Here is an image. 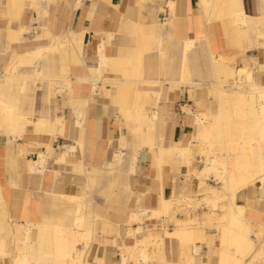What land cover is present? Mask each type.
I'll return each instance as SVG.
<instances>
[{
  "label": "crops",
  "instance_id": "1",
  "mask_svg": "<svg viewBox=\"0 0 264 264\" xmlns=\"http://www.w3.org/2000/svg\"><path fill=\"white\" fill-rule=\"evenodd\" d=\"M47 1L46 8L36 9L39 0H0V102L31 122L55 118L67 122L65 131L52 139L49 133L9 128L0 112V235L6 251L12 253L0 256V264H14L16 244L23 247L21 224L28 215L20 208L18 196L25 190L30 191L36 206L31 218L46 217L51 222L58 218L69 223L73 218L71 205L54 193L90 197L91 216H100L92 227L90 263L96 264L95 256H100L107 264H121L125 256L129 264L133 237L122 238V227L127 231L144 221V237L152 231L164 236L179 228L174 218L198 219L202 212L212 210L203 204L195 207V213H188V200H203L196 195L200 180L193 172L205 164L196 139L197 118L210 115L218 104L210 91L219 82L213 54L234 58L237 68H250L255 82L264 83V0H242L246 14L239 23L231 17L209 23L199 0ZM130 8L135 12L129 13ZM166 21L173 25L168 43ZM81 33L79 49L72 35ZM188 38L198 42L185 62ZM102 42L107 45L106 55L120 60L121 66L111 62L101 65ZM36 50L46 51L39 60L22 59ZM135 59L143 60L141 69L129 65ZM35 88L43 91L40 104ZM137 89L149 93L143 108L135 107ZM153 106L165 110L159 132L146 140L136 131L140 124L135 114L140 109L152 116ZM148 130L144 128L145 135ZM168 144L191 145L190 166L182 163L178 153L164 157L160 148ZM61 145L75 147L77 159L70 153L67 165L56 164ZM39 151L49 153L46 174L28 173L24 158L36 160ZM17 155L24 156L18 161L19 168L14 163ZM261 185L257 182L238 194V202L252 211L248 217L259 223L264 222ZM164 199L178 205L168 215L163 214ZM140 208L146 211L143 221L132 222L133 213ZM200 220L204 222L202 216ZM205 234L207 240L196 260L216 264L221 232L207 228ZM45 243L39 247L42 253L48 251ZM115 244L121 249L120 258L113 256L119 255ZM182 247L180 240L165 237L166 261L153 260L151 264H186L180 256ZM29 249L27 264H34L40 257L38 248Z\"/></svg>",
  "mask_w": 264,
  "mask_h": 264
},
{
  "label": "bare ground",
  "instance_id": "2",
  "mask_svg": "<svg viewBox=\"0 0 264 264\" xmlns=\"http://www.w3.org/2000/svg\"><path fill=\"white\" fill-rule=\"evenodd\" d=\"M12 1L17 2V0ZM39 2V5H34L36 9L39 8L38 6L43 8L48 6L47 0H39ZM199 5L203 16L209 23L226 17H231L239 23L240 20L243 21L246 14L242 0H199ZM114 7L116 8V6ZM171 7L173 9V4H171ZM133 12H135V9L130 8L129 13ZM121 16L120 14V18ZM120 18L116 28H118ZM172 26V21L164 23L166 43L169 41L170 33L173 32ZM9 29L11 33H15L11 28ZM109 32L110 38H112L113 32ZM83 37L84 33L72 35V42L75 47L82 48ZM197 42L198 40L194 38H188L185 41V62L196 48ZM59 46H62L61 42ZM106 50L107 45L102 42L99 49L101 65L107 66L111 62L113 65L121 66V61L110 59L106 55ZM45 51L36 50L32 53H27L24 57L22 56V59L39 60ZM213 56L219 82L213 89L210 88V91L214 99L218 101V104L213 113L198 116L197 118L198 137L196 139L200 151L205 156V164L200 170L193 169L194 174L200 180L196 194L197 196L205 195L209 204H211L212 210L204 214L202 212L200 215L204 218V223H196V219L189 216L185 219L174 218L179 228L173 232H166L164 236L157 231H152L148 237H144L143 227L141 226L129 228L127 231H124L122 227L120 232L122 238L125 239V236L133 237V241L129 243V264H140L141 262L151 264L150 260L153 258H161L162 261H166L163 254L165 237L178 239L182 242L183 247L180 251V256L185 259L186 264H203L202 262H197L196 256L200 254L202 245L207 240L205 224L207 221L211 222L213 220L217 221L214 225L216 224L222 230L221 244L219 249H217L216 264H255V261L264 263V222H255L249 218L248 216H250L252 211L246 204L238 202V194L242 190L256 186L257 182H260L262 184L261 188L264 189V152H262L264 148V83L260 82L261 84H258L255 82L250 68H237L234 58L223 55L216 57L214 54ZM142 64L143 60L141 59L129 61V65H133L135 69H141ZM71 94H73L72 91ZM155 94L158 97L162 95L159 92H155ZM147 97H149L148 92L137 89L135 107L143 108L144 103H147ZM1 110L4 114L3 116L7 118L6 125L9 128L20 129L22 132L49 133L52 135V139H56L57 132L63 133L67 125L64 118H55L52 122L38 121L36 123L19 118L14 114L10 106L2 102H0V112ZM138 110L135 114V119L139 122L140 127L136 131L140 132L146 140L153 138V135L159 132L161 128V116L163 117L165 108L153 106L152 116L144 114L140 109ZM81 116H83V113H81ZM147 127L149 130L147 135H145L144 128ZM207 140L219 148L220 154L202 147L204 141ZM240 140L243 143H240ZM255 141L257 142L256 144L254 143ZM168 145L169 147L167 148H160V152L164 157H168L173 152L178 153L183 161L182 163L190 166V157L193 151L191 145L186 147H178L176 144H174L175 146ZM47 149L50 153L52 150L51 145H48ZM59 150V155L55 158L56 164L67 165L70 153H73L77 159L75 147L61 145ZM49 153L46 154L39 151V157L36 160H27L25 159L26 157L17 155L14 163L19 168L18 161L24 158L28 173L46 174L50 158ZM212 181L215 184H212ZM54 192L56 191L54 190ZM54 194L58 197V200H64L73 208V214H71L73 218L69 223H62L58 218H55L53 222L46 217H41L40 219L31 218L36 206L32 203L30 191L25 190L22 195L18 196V199L21 197L20 208L26 209L28 216L25 217L26 223L21 224V228L25 231L23 247L20 244H16L18 252L13 254L14 264H27L28 253H30L29 248L34 251L36 246L38 248L36 251L40 257L34 264H91L90 258L93 253L92 227L95 219L100 216H91V210L89 211L88 209L90 197ZM12 203L11 207H14L15 202ZM163 206V214L168 215L171 213L174 203L164 199ZM249 211L250 214L248 215ZM145 214V209L140 208V211L133 213L132 222L143 221ZM88 215L91 216V219H89L91 222L86 221ZM41 242H46L47 252L42 253L40 250ZM5 247L4 238L0 235L1 257L12 254L7 252ZM150 252L153 253V256L150 255ZM95 257L97 263L95 260L94 262L96 264H107L104 262V257ZM127 263V259L124 256L121 264Z\"/></svg>",
  "mask_w": 264,
  "mask_h": 264
},
{
  "label": "rangeland",
  "instance_id": "3",
  "mask_svg": "<svg viewBox=\"0 0 264 264\" xmlns=\"http://www.w3.org/2000/svg\"><path fill=\"white\" fill-rule=\"evenodd\" d=\"M38 85H40L41 86V84L40 83H38ZM35 92H36V94L38 93V103L40 104V96L42 95V93H43V91L42 90H39L38 88L36 89L35 88ZM36 96V95H35ZM240 143H243V141L242 140H240ZM255 144L257 143L256 141L254 142ZM239 146V145H238ZM202 147L205 149H209V150H213L216 154H220V151H219V148H217V146L216 145H214V144H212L210 141H204V143L202 144ZM230 152H232V151H230ZM262 152H264V148L262 149ZM224 153V152H223ZM201 156V158L202 159H205V157H203L202 155H200ZM203 162L200 164V168H202L203 167ZM212 184H215V182H212ZM55 195V194H54ZM197 195V194H196ZM199 197H201V198H203V200H199L198 198H196V199H194V200H188V203L189 204H187V206H188V208H189V214H191V212L192 213H195V207H202V205L203 204H205V206H208V207H210L211 208V204H209V202H208V200L206 199V196L205 195H201V196H199ZM223 202V201H222ZM181 204H183L182 202H181ZM178 205H174V207H173V209L175 208V207H177ZM207 209V208H206ZM202 210L201 209H198V212H201ZM197 212V211H196ZM145 217V216H144ZM143 217V218H144ZM87 218L88 219H86V221L87 222H91L89 219H91V217L90 216H87ZM201 216L199 215V218L198 219H196V223H201ZM89 220V221H88ZM217 221L216 220H213V221H211V222H209V221H207V223L205 224V229H207V228H209V229H215V231L216 232H221L222 230H221V228L220 227H217L216 226V224L214 225V223H216ZM204 223V222H203ZM144 224V221L141 223V226H144L143 225ZM220 241H221V235H220ZM115 246V251H119V255L118 254H116V253H114L113 254V256H117L118 258H120V252H121V249L115 244L114 245ZM151 254V256H153V253L152 252H150ZM129 256H130V251H129ZM153 260H161V258H159V259H157V258H153L152 260H150V262H152ZM162 261V260H161ZM30 264H33V263H30ZM255 264H264V263H262V262H260V261H255Z\"/></svg>",
  "mask_w": 264,
  "mask_h": 264
}]
</instances>
